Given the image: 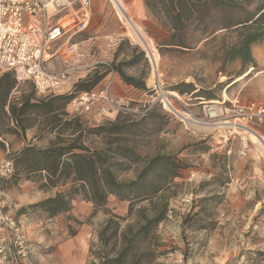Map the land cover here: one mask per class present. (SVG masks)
<instances>
[{"label":"rangeland","instance_id":"1","mask_svg":"<svg viewBox=\"0 0 264 264\" xmlns=\"http://www.w3.org/2000/svg\"><path fill=\"white\" fill-rule=\"evenodd\" d=\"M126 1L131 3V0ZM139 2L142 8V0ZM109 10L107 23L111 18L112 24L109 27L113 25L117 29L121 35L120 43L127 41L130 46L137 47L144 53L149 67L146 81L151 87L156 82L152 77L147 50L130 37L128 28L120 21V15L117 14L120 20L116 16L112 5ZM131 17L156 51V69L164 91L177 93L173 88L188 84L195 89L194 95L181 94L192 114H200V101L216 102L228 99L264 106V67L253 70L242 68L239 60L225 65L220 60L223 52L236 41L235 33L220 31L199 45H196L198 35H185L184 42L190 49L177 50L167 45L172 41L171 32L148 11L145 10V14L136 12ZM236 17L243 18L244 15L237 13ZM98 25H90L86 32L73 38L79 44V52L82 48L87 49L89 59L92 58L93 51L96 57L99 53L106 57L111 56V51L114 49L116 52L120 46V43L113 47L97 46L93 43L83 46V40L100 36L102 32ZM178 39L176 36L174 41ZM100 41L104 42L99 40L97 43ZM60 54L67 56L63 51ZM120 54L119 61L126 54L125 45ZM251 55L264 57V42L253 45ZM82 59L83 64L88 63L86 57ZM80 65L81 62L78 66ZM142 70L144 68L139 63L125 71L128 75L138 77ZM94 71L95 69L88 75H92ZM76 77V73L71 74L69 83ZM79 81L81 80L77 82ZM30 87L28 83L19 84V90L23 92ZM150 96L151 93H148L130 100V107L137 109L139 114L122 116L128 119L127 124L130 126L125 135V147L140 155V162L133 164L126 161L128 168L119 174V180L134 181L151 159L156 157L169 159L173 163L172 169L176 177L172 180L159 178L157 182L158 185L161 184L162 190L154 198V203L157 206H167L165 220L146 242H135L129 246L132 249L119 264H264V156L261 151L252 144L246 156L239 157L236 154V142L230 147L220 148L216 144V132L203 129L202 126H192L190 119L187 122L168 115L158 108V104H154L145 115L147 112L144 111L152 101ZM68 111L70 108L67 106L66 112L70 114ZM117 116L112 114V119H105L97 125H90L84 119L82 123L88 127L99 126L113 122ZM11 129L12 126L7 125L0 127V132L16 148L19 137ZM37 134V130L32 129L27 135L33 137ZM100 143V138L87 137L86 144L91 148L99 147ZM36 144L43 147L45 142ZM228 149L231 150L230 155L227 154ZM3 160H7L6 157ZM163 169L161 164L157 166V174L163 175ZM68 189L69 185L41 191L39 184L33 181H15L11 176L0 179L4 209L18 219L21 214L37 216L40 219L44 213L33 208V205ZM73 201L89 203L80 197H74ZM92 213L93 207L87 217L78 219L69 213L61 214L57 216L58 221L55 224L56 231H59L58 237L63 235L64 242L72 238L81 226L91 228L86 264H101L102 261L120 256L128 248L126 241L120 237L129 239L145 224L139 207H133L129 213V203L119 201L113 196L108 197L106 208L93 216ZM145 215L150 217L151 214ZM104 228H107L106 232H103ZM115 228H118L119 237L114 241L110 236ZM46 229L47 240L51 235L49 228ZM68 243L67 245L78 248L76 243ZM35 248L36 259L43 263L39 258L46 256L50 249L43 243H35ZM109 262L106 264H116Z\"/></svg>","mask_w":264,"mask_h":264},{"label":"trees","instance_id":"2","mask_svg":"<svg viewBox=\"0 0 264 264\" xmlns=\"http://www.w3.org/2000/svg\"><path fill=\"white\" fill-rule=\"evenodd\" d=\"M142 4L171 32L172 41L167 43L168 46L187 50L190 47L184 42L185 35H198L196 45H199L220 31L231 32L236 34V41L223 52L222 63L239 60L242 68H257L251 47L264 42V0H142ZM237 13L244 17L237 18ZM176 36L179 39L175 42ZM124 45L126 54L116 63ZM139 63L144 70L138 77L126 73V69ZM148 68L144 53L124 41L115 52L112 63L96 65L92 75L75 83L67 94L40 97L31 83H28L31 85L28 91L23 92L11 72L0 75V127L12 126L11 131L24 140L26 132L32 129L38 132L20 151L6 155L13 165L11 178L38 183L41 191L69 185L67 191L57 192L33 208L40 209L48 218H54L69 213L74 197H80L92 204L93 216L106 208L109 196L128 202L129 213L133 207H139L145 224L129 239L120 237L128 248L117 258L109 259L116 264L132 249L129 246L135 242H146L165 220L167 206H157L154 198L162 190L161 184H157L159 178L172 180L176 177L173 163L167 158H153L134 181H120L119 174L128 168L126 161L140 162V155L125 147V135L130 129L128 119L122 117L123 113H118L113 122L88 127L79 116L68 114L66 108L77 94L93 91L111 73H117L126 86L145 92ZM173 90L179 95L196 94L190 84ZM89 136L101 139L99 147L91 148L86 144ZM36 142H45V145L39 147ZM5 149L0 142V150ZM160 164L164 167L163 175L157 174ZM145 213H150V217ZM106 230L104 228L103 232ZM118 237V228H115L110 239L115 241Z\"/></svg>","mask_w":264,"mask_h":264},{"label":"built area","instance_id":"3","mask_svg":"<svg viewBox=\"0 0 264 264\" xmlns=\"http://www.w3.org/2000/svg\"><path fill=\"white\" fill-rule=\"evenodd\" d=\"M115 14L118 17L116 11ZM91 18L90 0H0V73L11 72L18 84L31 83L40 97L67 93L69 77L83 58L73 38L88 30ZM61 51L67 53V62L60 70H49L46 63ZM147 58L154 71L156 67L148 53ZM113 76L114 73L109 75L106 87L77 94L68 104L69 113L79 117L94 114L100 123L109 119L110 114H139L130 107V100L109 97ZM148 93L152 101L144 112L158 104L173 117L183 119L180 117L183 113L194 124L216 132V144L220 148L236 142L239 157H245L252 145L249 135L260 137L264 133L263 105L228 99L200 101V114L194 115L188 111L182 95H167L170 93L164 91L159 79L146 88L145 95ZM227 154H231L230 149ZM12 174L11 161L3 160L0 178ZM4 208L0 194V264H7L10 259L21 264H43L36 259L20 220Z\"/></svg>","mask_w":264,"mask_h":264},{"label":"crops","instance_id":"4","mask_svg":"<svg viewBox=\"0 0 264 264\" xmlns=\"http://www.w3.org/2000/svg\"><path fill=\"white\" fill-rule=\"evenodd\" d=\"M92 6V18L90 25H98V29H101L100 36L89 37L86 40H83L81 44L83 46H89L90 43L96 44L97 46H106V47H113L117 46L121 42V35L118 33L117 29L114 28L112 25L111 28V18L109 19V23H107L108 16L110 15L109 6L111 3L108 0H90ZM142 11L145 14V9L142 7ZM114 21V20H113ZM89 25V26H90ZM99 40H103L104 42H98ZM105 43V44H103ZM111 43L112 45L108 44ZM121 44V43H120ZM87 48V47H86ZM101 52V51H100ZM64 53V51H63ZM83 55V58H87V62L85 64L82 63L84 59H82L81 65L77 68L76 79L69 83L67 86L66 91H70L72 85H74L78 80H82L86 78V76L95 69L96 65L98 64H110L114 60V49L111 51V56L103 57L101 53H99L96 57L95 51H93L92 58L89 59V53L87 49L80 51ZM257 68L264 67V57L258 56L253 57ZM67 56H63L62 54L57 55L51 61L46 63V66L49 70H60L63 65L67 62ZM119 59H116V63ZM109 76L105 77L94 89L95 91L100 90L107 86ZM147 80V79H146ZM145 86L150 87V85L145 81ZM93 90V91H94ZM109 97L112 99L116 98H123L132 100L133 98L139 95H145L144 91L133 89L132 87L126 86L117 73H114L113 81L108 90ZM70 112V111H68ZM81 121L84 122V119L90 125H97L100 124L95 117L94 114H86L83 115ZM112 114H110L109 119H112ZM28 132H26L25 140L20 137L17 141V146L14 148V145L9 143V140L0 137V142L5 145V150H0V162L6 157L7 154L16 153L22 149V147L32 140V135L28 137ZM92 210V205L86 202L72 201L71 210L69 214H71L74 218L78 219L80 217H87ZM20 222L23 225L24 231L27 235L28 241L31 243V246L35 248V243H43L46 245L50 250L46 256H41L38 258L43 262V264H86L88 260V243L91 236V228H85V226H81V229L76 232V234L70 238L68 241L72 242V245L75 243L77 244V249L75 246L67 245L69 244L68 241L64 242L63 235L62 237H58L59 231L55 226L56 222L58 221L57 217L48 218L44 214H42L41 218L39 219L37 216H24L21 214ZM22 220V221H21ZM56 220V221H55ZM54 221V222H53ZM48 222V223H47ZM48 224V225H47ZM49 228L50 237L46 240L47 229ZM65 244L66 246H63ZM74 247V249H71ZM45 248V247H44ZM46 249V248H45ZM36 250V248H35ZM7 264H21L20 262L16 261L15 259H10Z\"/></svg>","mask_w":264,"mask_h":264},{"label":"bare ground","instance_id":"5","mask_svg":"<svg viewBox=\"0 0 264 264\" xmlns=\"http://www.w3.org/2000/svg\"><path fill=\"white\" fill-rule=\"evenodd\" d=\"M113 8L115 9L116 13L120 15L122 23L128 28L130 37L136 41L139 45L144 47L147 50V53L152 59L154 66L156 67L158 56L156 51L152 48L148 38L145 34L141 31V29L133 22L131 15L134 13H143L139 0H131V3L128 4L126 0H109ZM152 77L155 80L154 82L159 79V74L157 69H154L152 72ZM152 83V82H151ZM167 94L170 97H175L174 92H169ZM185 121L189 122L187 116H184L183 113L180 114ZM192 126H200L194 124L193 122H189ZM203 127V126H202ZM203 129H208L207 127H203ZM249 140L252 144L256 145L258 149L261 151L262 155L264 156V136L257 137L255 135H249Z\"/></svg>","mask_w":264,"mask_h":264},{"label":"water","instance_id":"6","mask_svg":"<svg viewBox=\"0 0 264 264\" xmlns=\"http://www.w3.org/2000/svg\"><path fill=\"white\" fill-rule=\"evenodd\" d=\"M153 68H154V66H153Z\"/></svg>","mask_w":264,"mask_h":264}]
</instances>
